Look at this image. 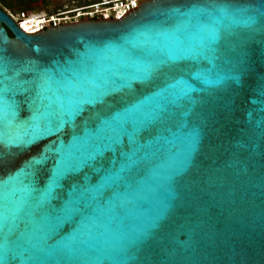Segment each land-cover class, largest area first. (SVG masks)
<instances>
[{
    "label": "water",
    "instance_id": "water-1",
    "mask_svg": "<svg viewBox=\"0 0 264 264\" xmlns=\"http://www.w3.org/2000/svg\"><path fill=\"white\" fill-rule=\"evenodd\" d=\"M0 182V264H264V0L0 8Z\"/></svg>",
    "mask_w": 264,
    "mask_h": 264
},
{
    "label": "flooded vegetation",
    "instance_id": "flooded-vegetation-1",
    "mask_svg": "<svg viewBox=\"0 0 264 264\" xmlns=\"http://www.w3.org/2000/svg\"><path fill=\"white\" fill-rule=\"evenodd\" d=\"M127 0H0V8L17 24L36 23L41 19L57 16L61 24L81 19H105L98 15H81L97 6L111 7L116 3ZM9 34L12 32L8 29Z\"/></svg>",
    "mask_w": 264,
    "mask_h": 264
},
{
    "label": "built area",
    "instance_id": "built-area-1",
    "mask_svg": "<svg viewBox=\"0 0 264 264\" xmlns=\"http://www.w3.org/2000/svg\"><path fill=\"white\" fill-rule=\"evenodd\" d=\"M141 0H136L135 5H133L132 0H127V1H122L119 3H116L115 5L111 7H100L97 6L85 13H80L78 14L79 16L85 14V15H90V16H96L98 15L100 18H120L128 9L130 8H135ZM63 20L61 18H58L57 16H51L50 18L47 19H41L37 21L36 23L29 24L30 29L26 30L28 32H37L41 31L42 28L43 30L47 28L49 25H57L61 24ZM24 22H21V26L23 28ZM25 29V28H24Z\"/></svg>",
    "mask_w": 264,
    "mask_h": 264
},
{
    "label": "bare ground",
    "instance_id": "bare-ground-1",
    "mask_svg": "<svg viewBox=\"0 0 264 264\" xmlns=\"http://www.w3.org/2000/svg\"><path fill=\"white\" fill-rule=\"evenodd\" d=\"M29 24L30 23H28V22H24L23 28H25V30H29L30 29V25Z\"/></svg>",
    "mask_w": 264,
    "mask_h": 264
},
{
    "label": "snow or ice",
    "instance_id": "snow-or-ice-1",
    "mask_svg": "<svg viewBox=\"0 0 264 264\" xmlns=\"http://www.w3.org/2000/svg\"><path fill=\"white\" fill-rule=\"evenodd\" d=\"M133 5H135L136 0H132ZM0 186H2V182H0Z\"/></svg>",
    "mask_w": 264,
    "mask_h": 264
}]
</instances>
